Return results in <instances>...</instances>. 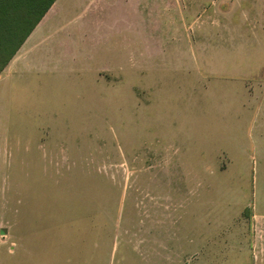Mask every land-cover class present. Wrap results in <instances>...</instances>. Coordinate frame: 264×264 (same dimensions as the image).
<instances>
[{
	"label": "rangeland",
	"instance_id": "374dc122",
	"mask_svg": "<svg viewBox=\"0 0 264 264\" xmlns=\"http://www.w3.org/2000/svg\"><path fill=\"white\" fill-rule=\"evenodd\" d=\"M89 2L0 78V264H264V0Z\"/></svg>",
	"mask_w": 264,
	"mask_h": 264
},
{
	"label": "trees",
	"instance_id": "16d2710c",
	"mask_svg": "<svg viewBox=\"0 0 264 264\" xmlns=\"http://www.w3.org/2000/svg\"><path fill=\"white\" fill-rule=\"evenodd\" d=\"M56 0H0V71L10 63Z\"/></svg>",
	"mask_w": 264,
	"mask_h": 264
},
{
	"label": "crops",
	"instance_id": "0c3cea01",
	"mask_svg": "<svg viewBox=\"0 0 264 264\" xmlns=\"http://www.w3.org/2000/svg\"><path fill=\"white\" fill-rule=\"evenodd\" d=\"M94 0H90V2L88 3V6L93 2ZM61 6V0H56L54 2V4L51 6V8L48 10V12L46 13V15L43 17V19L40 21V23L37 25V27L33 30V32L29 35V37L26 39V41L24 42L27 43L31 40H33V37L36 35V31L43 25V23H45V21L49 18V15L51 13H53L55 10H59ZM42 23V24H41ZM23 46V45H22ZM29 51V50H28ZM28 51L26 52V54H23V56L20 58L19 61H21L23 58H27L28 59ZM15 57V56H14ZM13 61V60H12ZM11 61V62H12ZM15 61V60H14ZM11 65V63H9L4 70L0 71V78H4V77H8L11 74H7V72L5 73V71L7 69H9V66ZM19 64H17L18 67ZM17 67L14 69V72L16 71ZM13 74V73H12Z\"/></svg>",
	"mask_w": 264,
	"mask_h": 264
}]
</instances>
